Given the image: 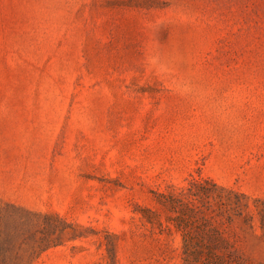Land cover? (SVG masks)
<instances>
[{
  "label": "rangeland",
  "instance_id": "rangeland-1",
  "mask_svg": "<svg viewBox=\"0 0 264 264\" xmlns=\"http://www.w3.org/2000/svg\"><path fill=\"white\" fill-rule=\"evenodd\" d=\"M185 226L264 264V0H0V264H187Z\"/></svg>",
  "mask_w": 264,
  "mask_h": 264
},
{
  "label": "trees",
  "instance_id": "trees-1",
  "mask_svg": "<svg viewBox=\"0 0 264 264\" xmlns=\"http://www.w3.org/2000/svg\"><path fill=\"white\" fill-rule=\"evenodd\" d=\"M194 190L190 189V195H196L193 194ZM183 204L186 206L188 213L190 214H197V207L192 201L184 202ZM181 221V220H179ZM180 227V226H179ZM188 226H185L183 229L184 231V238H185V261L187 264H224V261L216 255L215 249L216 247H207V251L209 252L207 254V257L205 259V244L204 242H201L200 245H194L191 242V239L189 238L190 232H188L187 229ZM201 235H203V238H205V233L202 232Z\"/></svg>",
  "mask_w": 264,
  "mask_h": 264
}]
</instances>
